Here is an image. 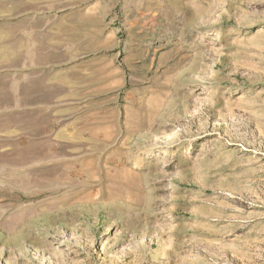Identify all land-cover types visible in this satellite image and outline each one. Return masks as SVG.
<instances>
[{"label":"rangeland","instance_id":"obj_1","mask_svg":"<svg viewBox=\"0 0 264 264\" xmlns=\"http://www.w3.org/2000/svg\"><path fill=\"white\" fill-rule=\"evenodd\" d=\"M0 264H264V0H0Z\"/></svg>","mask_w":264,"mask_h":264}]
</instances>
